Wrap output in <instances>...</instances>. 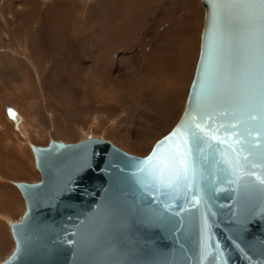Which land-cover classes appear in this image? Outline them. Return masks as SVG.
Masks as SVG:
<instances>
[{"label": "rangeland", "instance_id": "374dc122", "mask_svg": "<svg viewBox=\"0 0 264 264\" xmlns=\"http://www.w3.org/2000/svg\"><path fill=\"white\" fill-rule=\"evenodd\" d=\"M202 23L199 0H0V259L24 209L13 181L39 178L29 143L145 154L181 112Z\"/></svg>", "mask_w": 264, "mask_h": 264}, {"label": "water", "instance_id": "95a60500", "mask_svg": "<svg viewBox=\"0 0 264 264\" xmlns=\"http://www.w3.org/2000/svg\"><path fill=\"white\" fill-rule=\"evenodd\" d=\"M199 1L203 23L198 54L175 122L143 155L90 134L75 141L49 138L45 144L29 143L39 178L13 181L24 209L18 219L8 222L13 246L0 264L10 260L12 264H200V212L193 210L180 217L186 223L179 233H171L164 226L144 227L140 215L150 205L147 198H140L129 175L128 161L129 157H147L156 142L180 123L189 106L209 28L210 0ZM208 201L214 213L205 212L213 255L204 264H218L214 259L215 243L222 249L219 264H264V202L254 199L251 208L255 212L241 215V206L230 191L208 193ZM25 213L29 214L28 225L18 237L13 226L22 222ZM241 220L243 228L239 227ZM19 239H23L24 250L18 260H12ZM86 242H91V251L84 250Z\"/></svg>", "mask_w": 264, "mask_h": 264}, {"label": "snow or ice", "instance_id": "6c2138e0", "mask_svg": "<svg viewBox=\"0 0 264 264\" xmlns=\"http://www.w3.org/2000/svg\"><path fill=\"white\" fill-rule=\"evenodd\" d=\"M209 8L206 52L184 116L147 157L128 158L132 182L150 205L140 215L144 227L179 233L186 223L179 218L200 212V264L213 255L208 193L232 192L241 215L255 212L254 199L264 202V0H210ZM28 220L25 213L13 226L18 237ZM92 247L86 242L84 250ZM214 248L219 264L222 249L219 243ZM23 250L19 239L12 260Z\"/></svg>", "mask_w": 264, "mask_h": 264}]
</instances>
